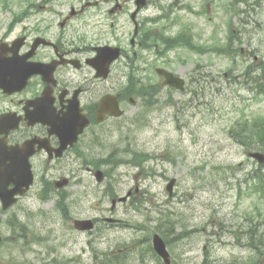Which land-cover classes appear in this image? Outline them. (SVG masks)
I'll return each mask as SVG.
<instances>
[{"label":"rangeland","instance_id":"374dc122","mask_svg":"<svg viewBox=\"0 0 264 264\" xmlns=\"http://www.w3.org/2000/svg\"><path fill=\"white\" fill-rule=\"evenodd\" d=\"M33 1L38 2L0 0V36L11 13ZM81 1L55 0L51 4H39V7L47 5L66 11L71 5L79 7ZM97 1L101 2L97 7L100 11L98 15L94 9L88 11V15L93 14V20L88 19L83 30L86 37L111 41L114 36L103 14L106 6L103 0ZM224 1L150 0L142 14L164 15L156 26L171 34L189 25L194 40L209 45L217 41L225 42L228 31L226 21L231 18L233 28L239 30V47L254 48L259 56H264V0L238 3V8L243 10L235 16L229 13L224 15ZM206 4L209 12L203 13ZM46 11H41L37 16H53ZM96 17L103 21L97 23ZM118 19L121 28L116 30L117 36L128 47L133 26L125 13ZM35 20L33 18L31 21ZM73 23L77 26L80 21ZM143 55L148 62L154 60L150 52ZM237 59L240 71L246 61L243 57ZM155 60L159 65H165L163 62L168 61L169 69L184 78L193 76V79L188 80L183 91L162 88L158 103L145 119H141L137 125L122 128L119 134L114 133L107 142L109 151L115 153L122 152L130 144L133 149L155 155L146 167L155 170L154 173L148 175L135 167L120 166L112 172L110 179L107 177L100 184L96 183L93 176L78 174L80 177L69 187V191H76L75 197L79 195L75 204L78 213L98 217L114 216L123 222L117 227L91 235L77 233L67 222L61 221L52 200L31 204L29 209L35 218L26 220L30 236L40 235L45 237V241L42 245L34 243L32 250L25 251L23 259L33 264H110L107 256L101 253L106 251L121 257L127 254L123 264H158L148 254L140 261V250L134 242L149 233L148 230L157 220L164 218L161 213L166 214V211L179 222L168 232L169 238L174 239L168 245L173 264H225L231 258L243 260L253 254L246 246L240 245L241 239H236L233 229L239 225L247 230L248 222L244 216L252 211L253 205L264 211V203H259L257 198L254 202L253 198H239L236 194L237 183L243 182L248 174L253 173L258 164L248 157L244 147L236 143L228 131L237 119L264 116V95L255 97L240 83L229 86L227 79L223 78V72L231 67V61L218 53L197 55L178 48ZM141 66H144L142 77L157 81L153 68L147 63ZM198 73L202 77L206 74V77L198 80ZM123 80L124 77L120 79ZM171 177L177 180L173 197L168 196L165 189L166 179ZM108 181L113 183L117 196L136 188L135 195L132 193V203H118L112 214L108 211L110 199L103 197ZM86 185L85 191L83 186ZM140 200L142 207L135 209L134 205ZM38 210L45 213L38 215ZM3 235L7 236V232L3 231ZM125 244L128 245L126 248L134 251L126 252L123 249ZM10 249L5 239L0 244V264H5ZM204 252L207 253L206 260ZM260 259L258 264H264V255Z\"/></svg>","mask_w":264,"mask_h":264},{"label":"flooded vegetation","instance_id":"af4514ba","mask_svg":"<svg viewBox=\"0 0 264 264\" xmlns=\"http://www.w3.org/2000/svg\"><path fill=\"white\" fill-rule=\"evenodd\" d=\"M106 4H110L107 15L112 26L115 17L134 5V0H106ZM87 10V7L80 6L77 11L71 7L64 14L53 12L57 16L55 23L15 25L5 37L0 38V57L8 61L19 60L17 65L10 66L7 77L11 80L31 72L23 84H12L7 89L0 87V234L7 232L12 250L18 253L24 244L23 237L27 238L28 234L21 224L30 213L31 204L46 202L47 189L54 192L53 196H65L57 201L61 205L58 215L62 222L70 226L75 219L89 216L77 212L76 191H69L72 184L57 190L54 189V181L63 175H70V180H76L80 177L78 174L93 175L91 159L110 153L107 142L115 127L132 123V119L116 120L107 113L103 120H96L99 103L108 95L110 101L116 97L119 107L126 113L129 111L127 106L135 104L134 93L142 89L136 88L138 79L134 82L131 79L135 76L132 74L134 61L139 57L136 47L144 42L139 28L145 17L140 11L135 16L140 37L136 34L130 36V50L122 45V41H115L121 48L122 57L110 65L106 75L100 76L87 61L95 56L96 48L102 43L79 36L71 24ZM37 37H44L48 43L40 42L34 47ZM127 68L129 70L124 74ZM123 75L130 82L121 85L117 78ZM86 119L87 124L73 139L79 124ZM68 138L69 142L66 141ZM128 141L131 142L130 137ZM125 150L134 152L130 148ZM21 174H31L32 184L23 193L13 194L15 202L3 208L2 196H11L16 188L24 190V185L18 186ZM53 174L58 176L55 178ZM87 187L83 186V190L86 191ZM54 199L51 198L52 201ZM44 213L37 211L38 215ZM93 217L95 229H105L118 223L107 221L105 217ZM16 258L14 255L11 259L16 262Z\"/></svg>","mask_w":264,"mask_h":264},{"label":"trees","instance_id":"16d2710c","mask_svg":"<svg viewBox=\"0 0 264 264\" xmlns=\"http://www.w3.org/2000/svg\"><path fill=\"white\" fill-rule=\"evenodd\" d=\"M42 1L44 2L47 0ZM18 19L19 18H16L15 21ZM181 43L190 45L191 48L195 47V45L190 43L187 39L183 40L182 36L176 37L175 42L170 43L167 47L181 45ZM251 78L252 85L258 87L257 93H264V77L253 75ZM230 134L236 142L247 149L253 148L264 150V117H256L250 121L245 119L242 123L232 127L230 129ZM252 183L250 190L253 189L258 197L264 196V168H262V166L254 171V174L252 175ZM262 221L264 222V216L262 217ZM250 232L252 233L249 236L248 245L254 250L255 257L253 261L248 262V264H257L260 256L264 254V227L261 232L257 230V227L251 228Z\"/></svg>","mask_w":264,"mask_h":264},{"label":"water","instance_id":"95a60500","mask_svg":"<svg viewBox=\"0 0 264 264\" xmlns=\"http://www.w3.org/2000/svg\"><path fill=\"white\" fill-rule=\"evenodd\" d=\"M137 1H138L139 5L144 3V0H137ZM0 69H2V65H0ZM159 72L164 75V77H165V81L164 82L166 84H171V85L176 86V87H182V80L181 79L174 77L171 73L166 72L164 70H159ZM0 86H2V87L7 86L6 78L0 77ZM251 155L253 157L257 158L259 161H263L264 160V155L263 154L253 153ZM96 176H97V179L100 180L101 176H102L101 172L97 171L96 172ZM64 182L65 181L60 182L59 185L63 184ZM173 182H174V180H171L170 183L167 186V189L169 191H171ZM76 226L81 228V229H84V228H90L91 224L88 221H79V222H76ZM153 241H154V246H155V248L158 251H162L164 249V244H163L162 240L157 235L154 237Z\"/></svg>","mask_w":264,"mask_h":264},{"label":"bare ground","instance_id":"6f19581e","mask_svg":"<svg viewBox=\"0 0 264 264\" xmlns=\"http://www.w3.org/2000/svg\"><path fill=\"white\" fill-rule=\"evenodd\" d=\"M125 156H126L127 158H134V157L136 156V153H135V152H132V153H129V154H126V153H125Z\"/></svg>","mask_w":264,"mask_h":264}]
</instances>
